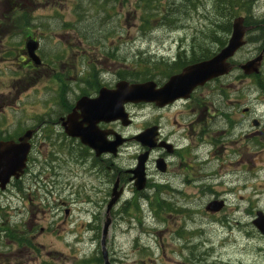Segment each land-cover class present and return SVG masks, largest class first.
<instances>
[{"label": "rangeland", "instance_id": "1", "mask_svg": "<svg viewBox=\"0 0 264 264\" xmlns=\"http://www.w3.org/2000/svg\"><path fill=\"white\" fill-rule=\"evenodd\" d=\"M96 1L0 0V24L12 28L11 24L22 23L24 14L30 23L42 25L43 39L62 41L60 45L74 43V54L59 55L56 64L48 63L57 72H73V77L81 71L115 72L131 83L136 82L135 73L147 69L149 73L150 67L157 66L161 55L175 56L180 39L188 46L207 47L214 53L219 49L214 42L218 38L227 41L230 35L212 24L217 17L213 0H203L198 12L191 11L183 24L157 28L158 23H150L147 32L138 29L141 12L136 11V0H107V6L101 0L104 9ZM6 5L16 12L6 11ZM239 15L249 16L244 11ZM250 17L253 21L264 19V0H253ZM223 22L228 23L225 16ZM209 30L215 34L214 41L207 39ZM259 33L250 28L247 45L235 55V64L258 55L264 39L248 42V38H256ZM260 73L264 83V61ZM155 74V80H161ZM240 75L241 71L235 69L221 78L222 86L216 83L192 97L193 102L200 98L203 109H207L201 111L197 124L190 121L198 114L191 117L192 112L184 110L183 105L158 114L146 105L126 107L132 125L115 127L124 137L138 134L153 121L159 122L165 135L174 122L182 121L192 137L201 135L200 139L206 140H179L180 155L172 160L173 168L166 176L149 163V174L157 182L171 179L179 187L172 198L161 194L166 201L161 210L151 187L145 192L151 202L138 201L140 212L134 204L124 202L113 208L105 245L109 264H189V248L211 254L207 264H264V237L252 225L257 211L264 214V95L256 79L242 82ZM108 79L111 82L113 77ZM245 108L250 109L248 118L242 114L247 113ZM252 120L262 121L260 127H254ZM139 149V145L129 143L109 162L122 172L133 168ZM69 168L60 173L65 179L60 183H70L69 187L59 184L56 191L47 187L34 193L32 203L14 202L0 208V221L7 228L14 227L15 235L22 229L32 233L30 249L13 244L9 240L12 233L7 230L0 245V264H85L87 259L93 261L90 264H103L94 259H101V231L114 178L105 171V184H97L83 177L78 167L75 173L80 178L71 180ZM126 190L123 199L130 200L129 186ZM215 199L225 201L224 209L214 215L206 213L205 206ZM182 248H186L185 255H180Z\"/></svg>", "mask_w": 264, "mask_h": 264}, {"label": "flooded vegetation", "instance_id": "2", "mask_svg": "<svg viewBox=\"0 0 264 264\" xmlns=\"http://www.w3.org/2000/svg\"><path fill=\"white\" fill-rule=\"evenodd\" d=\"M7 6L6 11L16 12L15 9H9ZM21 18L22 23L11 24L12 28L0 24V151L3 152L9 143L17 144L19 139H26L24 143L27 144L28 150L21 172L18 173L19 177H11L5 183L0 181V207L13 202L32 203V197L36 196L34 193L38 190H46L47 187L51 191L58 190L59 184L64 188L69 187L70 183L67 186L60 183L65 180L60 173L66 166L70 167L68 174L71 180L80 178L81 175L75 173L78 171L76 168L79 167L83 177L92 178L97 184H105V171H108L114 178L113 183L117 186L116 193L120 194L114 208L121 202L131 205L135 204L139 197L146 199L145 192L150 187L153 191L156 187L157 189L160 187L161 192L167 193L170 198L177 195L178 185H175L171 179L163 183L157 182L152 174H149V163L151 162L155 167L156 161L162 160L164 171L159 174L166 176L169 169L173 168L172 160L180 155L179 140L197 139L199 143L206 139H200L201 135L192 137L189 126L182 121L181 123L174 122L172 129L168 130L165 135L159 122L153 121L148 124L146 128L156 127V139H153L155 147L149 150L145 166V188L138 192L130 172L133 168L122 172L118 170V166L114 167L112 162H109L119 157L120 152L127 148V144L139 145L135 139H115L116 135L121 134L115 130V127L120 125L119 122L100 121L96 124L97 135L104 136L105 142L124 141L117 148L115 157L104 153L96 155L93 149L81 143L79 137L66 135L62 126L63 122L66 123L67 117L71 116L72 123L81 124L85 128L82 112L76 109L77 102L81 98L95 99L102 90H114L121 78L115 72L110 74V72L85 73L81 71L77 77H73L76 76L73 72H57V69L49 67V64H56L61 59L59 55L74 54L76 45L71 42L67 45H60L62 41L43 39L41 24L27 22L24 14ZM78 43L82 42L78 41ZM28 47H32V50L29 51ZM110 76L113 77L111 82L108 81ZM168 78H165L163 82L155 80L157 87L162 86ZM219 80H213L198 88L193 95L219 83ZM248 80H250L249 77L242 78V82ZM179 105H183L184 110L189 109L192 112L191 117L195 118L196 113L198 114L195 120L192 118L193 120L190 121L195 124L199 122L201 111H207L205 108L200 109L201 104L193 102L191 97L186 101L177 100L162 109L154 104H148L147 107L158 114L166 110L177 109ZM137 106L143 105L138 104ZM245 109L247 113L242 112V114L248 118L250 109ZM180 114V112L176 113V115ZM261 122L252 120V124L254 123L257 128L260 127ZM246 136H249V132ZM139 147L138 155L146 151L140 145ZM138 155L135 158V165ZM3 173L4 171H0V174ZM128 186L131 199L125 200L123 198ZM17 191L19 194L15 193ZM62 204L66 206L64 202ZM114 211L112 210V213ZM64 213L68 215L69 210L66 209ZM196 250L195 248L187 249L186 256L189 264H207L211 254H201ZM183 251H186V248L179 249L180 255H185Z\"/></svg>", "mask_w": 264, "mask_h": 264}, {"label": "water", "instance_id": "3", "mask_svg": "<svg viewBox=\"0 0 264 264\" xmlns=\"http://www.w3.org/2000/svg\"><path fill=\"white\" fill-rule=\"evenodd\" d=\"M246 27L243 26V18L237 17L232 21L231 34L227 44L209 60H205L196 64L189 65L182 69L179 74L173 75L160 88L156 89L153 82H145L138 84H128L126 81L118 82L114 90L100 91L95 99L81 98L76 109L82 112L85 128L81 124L72 123L71 116L67 117L66 123L63 122L65 134L73 137H79L83 145L93 149L96 155L101 153L116 154V148L123 141L116 140L114 142H105L104 136L97 135L96 124L100 121L111 122L120 121L123 127H127L131 123L128 114L125 112L127 104H154L162 108L177 99H188L190 93L197 87L203 86L209 80L228 74L232 68L228 60L245 45L244 35ZM29 51L32 47H28ZM32 59H34L32 57ZM263 60V50L253 59L240 64L238 67L244 75H253L259 73V68ZM155 128H149L139 133L134 139L140 142L141 146L151 149L155 147L153 139L155 138ZM102 139V140H95ZM116 139H123L116 136ZM26 139H19L17 144L9 143L5 150L0 151V181L4 183L11 176L18 177L16 172H20L25 162L27 153ZM1 147V146H0ZM3 155V156H2ZM148 157V151L137 158V166L131 171L135 180V188L141 190L144 186V164ZM156 168L160 172L164 171L162 160H158ZM116 184H114L111 198L107 204L106 219L103 224L102 238L100 241L101 256L104 264H109L107 252L105 249V240L110 225L108 213L119 198L116 193ZM223 207L222 201L210 202L205 210L210 213L219 212ZM252 225L256 230L264 236V214L260 211L256 212Z\"/></svg>", "mask_w": 264, "mask_h": 264}, {"label": "trees", "instance_id": "4", "mask_svg": "<svg viewBox=\"0 0 264 264\" xmlns=\"http://www.w3.org/2000/svg\"><path fill=\"white\" fill-rule=\"evenodd\" d=\"M123 3L126 0H121ZM114 3H120L119 0H111ZM104 5H108V1H103ZM157 3L156 6L153 4ZM214 3V10L217 13L216 21L212 24L215 25L216 28L222 30L221 32L225 34H229L230 32V22L229 18L238 16L241 11L247 12L249 16L246 18L247 25L255 26V29L258 30L260 33L256 38H248V42H258L261 39H264V19L253 21L250 17L251 10H252V3L253 0H213ZM99 7L103 8V4L101 0H97L96 3ZM203 5V0H136V11L141 12V16L138 17V29L139 31L147 32L149 29L150 23H158V27L166 26H173L176 22V26L180 25L188 16L191 11L199 10V8ZM104 9V8H103ZM111 10V9H109ZM225 16L228 23H221V19ZM168 24V25H167ZM183 24V23H182ZM260 25V26H259ZM216 32V31H215ZM220 32V31H219ZM215 34L209 30V34L207 36L208 40L214 41ZM214 44L220 49L224 46L225 40L222 38H218L216 43ZM262 47V46H261ZM260 47V49H261ZM212 53L207 51V47H199L192 44L190 48L189 56L184 57L182 53H179L177 58L172 64H166V62H157V66L154 65L153 67L149 68L147 71L140 73H135L133 76L136 82H144L148 80L155 79V72H157L158 76L162 78L164 73L172 74L174 72L179 71L181 68L185 67L188 64H192L198 62L200 60L207 59L211 56ZM146 69V67H145ZM132 76V75H131ZM124 79V78H123ZM257 79V86L259 87L260 91L264 94V83ZM138 206V205H137ZM136 206V207H137ZM161 210V204H158L157 207ZM139 209V208H137ZM7 230L11 231L12 234H9V240L16 244L17 246H27L30 249L32 248V243L28 238V233L25 229L18 231V234H14V227L7 228L6 223H2L0 221V245L3 244L6 236L5 233ZM88 260V259H87ZM84 260L85 264H90L91 260L87 261ZM95 262L101 263L100 258L94 259ZM48 264V263H43Z\"/></svg>", "mask_w": 264, "mask_h": 264}, {"label": "bare ground", "instance_id": "5", "mask_svg": "<svg viewBox=\"0 0 264 264\" xmlns=\"http://www.w3.org/2000/svg\"><path fill=\"white\" fill-rule=\"evenodd\" d=\"M167 25H168V24H167ZM169 26H170V25H169ZM173 26H174V25H173ZM171 64H172V63H171ZM173 64H174V63H173ZM173 64H172V65H173Z\"/></svg>", "mask_w": 264, "mask_h": 264}]
</instances>
